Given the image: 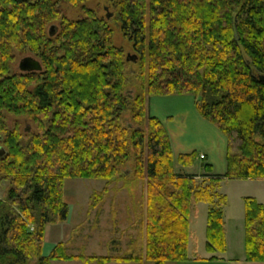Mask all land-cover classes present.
<instances>
[{"label": "trees", "instance_id": "obj_1", "mask_svg": "<svg viewBox=\"0 0 264 264\" xmlns=\"http://www.w3.org/2000/svg\"><path fill=\"white\" fill-rule=\"evenodd\" d=\"M87 1L0 0V184L7 182L0 264L186 262L199 202L207 204L205 250L225 252L221 181L264 179V0H115L139 65L136 95L127 88L133 61ZM61 4L82 6L83 17L68 19ZM27 52L42 70L14 72L17 55ZM168 95H191L199 115L225 135L222 175L207 163L201 174L176 168L175 161L185 168L197 155L175 160L164 125L149 114L147 100ZM8 116L26 119L31 131L8 126ZM130 161L133 169L124 170ZM77 178L105 181L89 209L116 182L128 190L146 182L142 218L138 213L143 247L71 255L59 242L42 254L46 227L68 219L64 182ZM244 234L246 260L264 262V204L251 197L244 198Z\"/></svg>", "mask_w": 264, "mask_h": 264}, {"label": "rangeland", "instance_id": "obj_2", "mask_svg": "<svg viewBox=\"0 0 264 264\" xmlns=\"http://www.w3.org/2000/svg\"><path fill=\"white\" fill-rule=\"evenodd\" d=\"M115 0H88L84 6L93 10L100 18H104L108 27L112 30V42L115 47L121 48L124 55L133 56L135 51L132 49V44L122 35L120 23L115 16L117 9L113 6ZM62 13L70 20H78L83 17L82 6L72 7L68 4L59 5ZM107 14L111 16L106 17ZM55 24L58 25L57 22ZM54 25V24H53ZM25 56H31L37 60L38 57L29 52L24 55H17L13 66L14 72L23 73L18 70V62ZM127 58V57H126ZM139 65L136 61L131 62L128 67L129 83L128 94L136 95L140 93V79L137 77ZM153 97V96H152ZM153 101V100H152ZM149 99L147 100V106ZM153 104V103H152ZM165 110L166 107H162ZM187 103L181 109V117L186 118L185 125L181 126L174 124V119L180 118L178 115H173L174 119L168 122L170 126L174 124V129H171V138L174 144L181 149L193 148L190 152H195L196 160L185 167L183 171L202 173L204 172L203 164L208 162L205 159L199 158L202 148L212 147L215 156L213 168L219 172L222 169L221 151H225L227 141L225 135L213 127V124L202 118L198 121L194 116L187 111ZM190 110V108H188ZM154 110V109H152ZM167 111V110H166ZM157 112V111H156ZM124 117L128 118V123L131 122L129 113ZM15 122L19 123L20 129L23 131L30 125L26 123L24 118L7 117V125L13 126ZM208 125V126H205ZM185 126V128H184ZM211 127V128H209ZM213 127V128H212ZM145 129V126L143 127ZM211 129V130H210ZM28 131H31L29 128ZM217 133V134H216ZM221 150V151H220ZM182 152V151H181ZM225 156V155H224ZM221 160V162H220ZM132 161L124 167V170H132ZM131 173V172H130ZM129 175V174H128ZM198 181H200L198 179ZM134 184V183H133ZM132 190L124 187L123 181L112 184L109 188L107 197L100 202H95V206L89 209L93 198V192L100 191L105 186L103 180L93 179H67L64 182L65 201L69 207L68 219L59 224L52 225L47 236L45 250H48L55 242L63 241L67 247V253L71 255H98V256H115L127 255L130 251H137L142 245L143 229L139 221L144 214L143 207L145 205V187L146 182H137ZM7 188V182L3 181L0 184V199L3 197L4 191ZM219 192L226 196V204L224 206L225 217L228 222L234 227L236 220L243 218L244 215V198L251 197L264 202V179H225L221 181ZM139 211L141 213L138 215ZM207 204L199 202L192 211L189 221V230L191 239L196 248L195 253L203 255L206 253L205 245V226H206ZM192 244V245H193ZM43 253V247H42ZM50 251H47L48 255ZM52 264H83L81 261H53ZM108 264H152L148 261L142 263L137 262H110ZM168 264H186L185 262L168 263Z\"/></svg>", "mask_w": 264, "mask_h": 264}, {"label": "crops", "instance_id": "obj_3", "mask_svg": "<svg viewBox=\"0 0 264 264\" xmlns=\"http://www.w3.org/2000/svg\"><path fill=\"white\" fill-rule=\"evenodd\" d=\"M153 100V101H152ZM153 103V104H152ZM187 103L188 108L187 111H190V115L194 116L198 121H200L199 118H202L198 111L195 108L194 105V98L191 95H168V96H153L149 98V104H148V111L151 116H154L158 118L162 124L164 125L169 139H170V145L171 149L174 154V159L177 160V156L180 154H187V153H192L190 152L191 149L193 148H186V149H181L179 146L174 144L173 138H171V129H174V124L177 126H181L182 123L185 125L186 123V118L181 117V109L184 107V105ZM162 107H166L165 110H163ZM154 109V110H152ZM167 110V111H166ZM157 111V112H156ZM173 115H178L180 118L174 119ZM171 121L175 120L174 124L170 126L167 124L168 122L166 121ZM203 119V118H202ZM205 120V119H204ZM207 121V120H206ZM201 122V121H200ZM208 126V125H205ZM215 128V126L213 125ZM212 127V128H213ZM185 128V126H184ZM211 128V127H209ZM211 130V129H210ZM217 134V133H216ZM226 139V138H225ZM203 152L200 153V155L204 156V159L207 160L208 162H205L212 167V174L216 175H222L225 170H226V161H225V156L226 155V148L225 151H221L222 154V159L224 158V162L222 163V169L216 171L213 168V163L215 161V156L213 153V148L212 147H205L202 148ZM182 151V152H181ZM221 162V160H220ZM176 168L184 170L185 168L181 167L176 161H175ZM186 172V171H185ZM190 174H198V173H193V172H186ZM201 174V173H200ZM258 202L264 204V202L257 200ZM237 223L234 224V227L231 225L230 222H228L227 218L225 217V212H224V223H225V240H226V250L223 253H215V254H210L206 250V253L203 255H198L195 253L196 248L193 244V240L191 239V235L189 237L188 241V257L189 260L186 261V264H264V262H248L245 258V234H244V215L243 218L240 217L238 221L236 220ZM51 226L46 227L45 230V235H44V244L46 241V237ZM63 242V241H61ZM59 243V242H57ZM56 242L48 248V250H45V245L43 244V255L48 256L46 254L47 251H52V249L55 247L57 244ZM66 243V242H65ZM193 244V245H192ZM205 248V245H204Z\"/></svg>", "mask_w": 264, "mask_h": 264}, {"label": "water", "instance_id": "obj_4", "mask_svg": "<svg viewBox=\"0 0 264 264\" xmlns=\"http://www.w3.org/2000/svg\"><path fill=\"white\" fill-rule=\"evenodd\" d=\"M111 15L107 14L106 17L109 18ZM49 35L53 36L56 32V26L51 25L49 27ZM127 59H130L132 61H136V55L127 56ZM18 70L23 72V73H31V72H39L42 70V66L39 60L31 57V56H25L21 58L18 62ZM260 80L264 81V75L259 76ZM3 153V149L0 148V154Z\"/></svg>", "mask_w": 264, "mask_h": 264}, {"label": "built area", "instance_id": "obj_5", "mask_svg": "<svg viewBox=\"0 0 264 264\" xmlns=\"http://www.w3.org/2000/svg\"><path fill=\"white\" fill-rule=\"evenodd\" d=\"M200 158H203V155H200Z\"/></svg>", "mask_w": 264, "mask_h": 264}]
</instances>
